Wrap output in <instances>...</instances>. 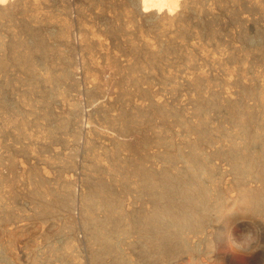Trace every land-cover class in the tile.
<instances>
[{"label": "rangeland", "instance_id": "1", "mask_svg": "<svg viewBox=\"0 0 264 264\" xmlns=\"http://www.w3.org/2000/svg\"><path fill=\"white\" fill-rule=\"evenodd\" d=\"M0 264H264V0L0 3Z\"/></svg>", "mask_w": 264, "mask_h": 264}, {"label": "bare ground", "instance_id": "2", "mask_svg": "<svg viewBox=\"0 0 264 264\" xmlns=\"http://www.w3.org/2000/svg\"><path fill=\"white\" fill-rule=\"evenodd\" d=\"M175 0H141L142 2V8H143V11H147L150 7L152 6H157L158 9H161L164 5H167V6H171V4L174 3ZM68 22V21H67ZM68 25V24H67ZM69 30V28H68ZM102 72V71H101ZM92 79V77H91ZM104 80V79H103ZM92 82H94L92 80ZM108 83H105V86L107 85ZM109 86V85H108ZM107 92V91H106ZM231 94V93H230ZM105 95V94H104ZM108 96V95H107ZM103 104L105 105V103L103 102ZM85 124V123H84ZM89 124H86L85 126H87ZM259 187V186H258ZM247 189V188H246ZM255 191V190H254ZM258 193V192H257ZM248 194V193H247ZM246 195V194H245ZM249 195V194H248ZM250 196V195H249ZM225 254L226 256H228L230 259H232V257L230 256L231 255V252L229 250L225 251ZM229 259V260H230ZM232 262V260H230Z\"/></svg>", "mask_w": 264, "mask_h": 264}, {"label": "clouds", "instance_id": "3", "mask_svg": "<svg viewBox=\"0 0 264 264\" xmlns=\"http://www.w3.org/2000/svg\"><path fill=\"white\" fill-rule=\"evenodd\" d=\"M6 2V0H0V3H5Z\"/></svg>", "mask_w": 264, "mask_h": 264}]
</instances>
